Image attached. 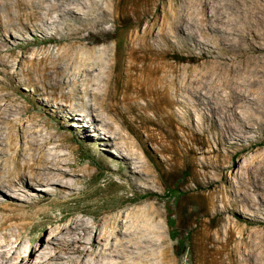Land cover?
Instances as JSON below:
<instances>
[{
  "label": "bare ground",
  "instance_id": "obj_1",
  "mask_svg": "<svg viewBox=\"0 0 264 264\" xmlns=\"http://www.w3.org/2000/svg\"><path fill=\"white\" fill-rule=\"evenodd\" d=\"M100 1L0 0V35L14 33V38H20L31 30L42 34L47 30L57 32L59 25L70 19L82 20L87 25L98 18V11L101 17L116 13L122 19H128L132 12L135 18L130 22L144 23V27L128 34L124 74L118 78L122 98L106 104V100L115 99V94L110 96L107 92L110 75L104 71L103 76L95 77L91 93L93 100L100 101L92 108L95 117L92 116L90 123L101 134L110 131L113 139H124L128 148L142 151L151 144L154 157L160 155L167 166L183 155L179 145H184L196 133L208 132L202 127L207 120L219 127L218 151L223 145L232 148L231 144H236L230 143L233 138L245 142L242 134L253 128L250 126L253 121L264 128V41H260V30H255L262 24L260 0H176L163 7L160 22L148 19L159 0H130L120 10L116 3L111 4L112 0ZM29 43H17L11 36L0 38V76L5 77L0 79V196L14 201L22 198L23 205L18 210L33 212L32 215H0V264H160L159 261L162 264L166 247L161 233L149 234L136 225L128 227L121 219L118 227L109 231L107 214L120 206L104 205L101 217L93 226L82 219H69L66 225L54 226L35 247L32 236L27 242L20 239L35 215L43 213L41 203L56 205L66 191L69 193L64 197L74 196L72 191L78 190L76 186L80 183L78 177L89 175L87 169H78L75 164L76 159L72 157L75 148L65 133L42 122L40 115L30 113L25 101L19 103L15 93L9 92L16 91L20 84H30L42 92L48 88H69L67 95L79 89L78 79L64 78L58 57L45 54L27 58L24 53H15V49H24ZM170 45L210 53V66L201 70L184 66V72L180 73L177 65L162 61ZM7 54L15 62L9 63ZM14 66L16 69L11 72ZM93 72L85 71L83 81L90 82ZM139 98L144 103H139ZM176 106L185 108L183 116L176 114ZM136 108L144 116L148 111L154 115L137 123L128 116ZM96 111L105 112L117 128L100 119ZM15 114L21 118L28 116L29 120L25 123L21 118L15 119ZM146 124L154 128H146L143 134L141 126ZM82 132L89 137L88 131ZM66 148L68 153L63 152ZM118 150L127 149L119 147ZM141 155L139 151L123 155L134 172L130 173L136 178V186L149 184L143 178L148 170ZM252 183L255 188L252 192L242 185L232 186L238 197L235 203L228 204L222 197L219 213L226 218L224 237H231L232 221L227 213L242 212L257 217L245 207L256 211L258 206L264 207V167L255 173ZM43 187H50L52 191ZM254 197L260 198V202L256 203ZM12 236L15 240H11ZM27 249L30 254L24 255ZM259 249L240 253L238 262L228 256V262L226 258H219L210 260L209 264H264V250Z\"/></svg>",
  "mask_w": 264,
  "mask_h": 264
},
{
  "label": "rangeland",
  "instance_id": "obj_2",
  "mask_svg": "<svg viewBox=\"0 0 264 264\" xmlns=\"http://www.w3.org/2000/svg\"><path fill=\"white\" fill-rule=\"evenodd\" d=\"M129 1L112 0L111 4L116 3L120 10ZM175 1H157L152 12L148 14V19L160 22L163 7H168ZM260 3L263 10L262 24L259 23L255 30H260V41H264V0H260ZM98 13L99 11L96 13L98 18L88 23L89 25L84 24L82 20L70 19L59 25L57 32L47 30V33L42 34L31 30L20 38H14V33L0 35V38L11 36L13 40L23 45L30 42L24 49H15L16 54L24 53L27 58L45 54L58 57L64 78L79 80V89L71 95H67L69 88H48L42 92L30 84H20L16 91L9 92L15 93L19 103L25 101L30 113L40 115L42 122L45 121L57 131L65 133L75 148L72 157L76 159L78 169H87L86 174L89 173L78 177L80 183L76 186L78 190L72 191L74 196L64 197L69 193L66 191L62 198L57 199L56 205L41 203L43 213L35 215L28 230L21 233L20 239L27 242V238L32 236L34 238L32 245L35 247L47 237L46 234L52 227H61L72 219H82L93 226L101 217V210L106 205L120 206L118 210L107 214L110 218L109 231L110 228L114 231L118 227V220L121 219L128 227L133 225L134 228L136 225V228L140 227L149 234L159 232L163 235L161 241H165L163 247L166 249L162 264H209L210 260L219 258H226L228 262V256L238 262L241 254L248 253L256 247L264 250V207L258 206L257 211L245 207V210L257 217L242 212L239 215L227 213L226 216L232 221L230 238L223 235L226 218H222L223 214L219 213L223 198L228 204L235 203L238 199L234 186H245L249 192L255 189L252 179L259 168L264 167V128L260 127L257 121H253V125L250 124L253 128L242 134L245 142L233 138L230 143L236 144H231L232 148L223 145L218 151L216 141L219 127L207 120L202 127L208 129V132L204 135L196 133L192 139H185L184 145H179L183 155L168 166L163 163L160 155L154 157L151 144H147L140 151L128 148L124 139H113L110 131L104 133L107 136L101 134L97 126L90 123L92 116L95 117L92 108L97 107L95 103L100 101L93 100L92 81L107 71L110 75L107 80V92L110 96L115 94V99L106 100L105 103L121 100L122 89L118 78H122L124 74V53L128 34L142 29L144 23L135 25L130 22L131 18H135L132 12L128 19L116 17V13L111 12L112 15L108 13L109 15L103 17ZM165 52L162 61L177 65L180 73L184 72V66L197 70L210 66L211 54L208 52L191 50L182 45H170L166 47ZM7 55L9 63L15 62L13 57ZM15 69L14 66L10 71L13 72ZM87 70L94 71V75L89 77L92 79L90 82L83 81L82 78ZM4 78L0 76L1 80ZM138 100L139 103H144L143 99ZM184 109L176 106V114L180 113L179 116H183L181 113L185 112ZM95 113L100 119L112 123V126L117 128L116 123L112 118L106 117L105 112ZM153 115L152 111H148L144 116L142 110L136 108L134 113L128 116L140 123L141 120H147ZM193 117L195 120L198 119L195 114ZM13 118L21 117L15 114ZM21 120L26 123L29 118L23 116ZM83 124H86L84 128ZM146 128L154 126L151 124L141 126L143 134ZM83 130L86 133L88 131L89 137L83 134ZM117 147L127 150L119 151ZM138 151L142 154L148 170L143 178L148 180L149 184L142 186L135 185L136 178L130 173L133 170L123 158L124 154L134 155ZM63 152L69 151L66 148ZM43 190L52 191L50 187H43ZM79 192L82 193L78 195ZM85 194L91 197H82ZM254 198L256 203L260 202V198ZM21 199L14 201L0 196V215L6 217L32 215V211L23 213L18 210L23 205ZM151 206L154 209L150 210ZM12 230L18 232L17 228ZM12 238L15 240V237L12 236L11 240ZM26 252L24 255L30 254V249ZM159 263L161 264L160 261Z\"/></svg>",
  "mask_w": 264,
  "mask_h": 264
}]
</instances>
